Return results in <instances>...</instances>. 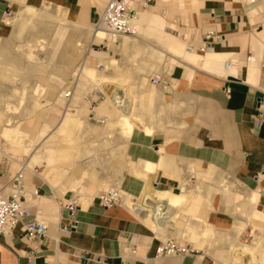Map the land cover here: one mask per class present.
<instances>
[{
	"label": "crops",
	"instance_id": "1",
	"mask_svg": "<svg viewBox=\"0 0 264 264\" xmlns=\"http://www.w3.org/2000/svg\"><path fill=\"white\" fill-rule=\"evenodd\" d=\"M103 1L0 0V34L6 32L3 21L8 12H19L24 7H41L44 3H53L68 9L74 21L92 26L90 20L97 19L105 6ZM144 1L155 5L171 1L179 7L186 3V0ZM195 1L196 5L190 7L192 25L186 28V33H189L198 45L208 43L206 50L197 51L198 53L216 54L219 59L209 65L210 67H206L204 58L196 62L177 59L172 67L170 85L164 88L168 90L164 93L159 90L155 92L160 97L155 103L157 121H153L154 124L162 122L163 127L155 128L151 134L136 129L127 142L117 135L119 143H127L126 157L130 161L144 159L159 163L160 158L165 155L163 157L167 158L168 162L167 169L158 167L148 174H144L140 168L137 169L139 175L125 169L121 172L120 185L132 200V196L136 199L145 197L148 185L158 191L181 194L186 187L183 185L182 188L184 178L194 179L192 174H199L209 179L208 195L214 193L210 208H204L203 202L201 203L203 195L192 194L189 187H186L190 194L187 205L190 212L195 213L193 218L201 221L204 219L208 223L211 234H208V238H211L209 241L219 235L225 236L223 230L230 232L228 234L232 235L231 247L226 248L231 251L234 245L245 244L236 240L239 230L248 225L244 213L251 216L249 220L253 217L252 210L264 213V122L259 123L257 117V101L264 91V71L261 68V62L264 60V10L254 12L257 5H263V2L258 0L256 5H251L257 0H251V3L246 0ZM140 12L158 14L164 21L165 32L162 34L178 38L166 29L168 22L156 6L140 9ZM147 24L146 21L139 25L141 31L143 30L142 35L144 34L140 39L148 45L151 43L160 47L161 33H152L153 28L149 24L147 27ZM75 42L76 38L69 43L72 49L67 51L70 53H65L58 60L61 64L67 61L68 54L72 56V65L80 62L83 50L78 49ZM94 43L99 45L104 43V40L92 36L90 45ZM113 43L109 40L105 55L101 56L98 50H94L93 57L113 58ZM227 60L231 62L230 68L225 66ZM68 74H71L70 69L61 73L62 81L58 82H52L49 76H41L43 83L49 86L46 93L48 97L45 95L43 98L49 104L36 130L27 126L25 121L30 120L29 125L34 123V117L42 107L34 115L13 123H10V115L6 110L0 108V122L4 117L9 120V124L0 127V191L6 194L11 192L12 177L21 168L17 169V166L22 164L20 158L5 151L4 146H9L17 153L28 152L29 158L25 160L29 171L25 174L26 193L31 196L28 203L34 215L49 225L46 235L33 240L26 237L20 227L15 228L8 236L0 234V264H123L121 248L127 241L135 243L137 255L125 260L124 264H220L207 252H199L200 254L193 256L158 257L156 250L161 235L167 238L166 232L157 230L152 220L147 215H140L129 202L126 203L128 206H101L96 198L108 176L104 171L99 174L98 168H114L115 172L109 173V176H116L119 174V166L102 161L97 153L96 163L88 162V158H81L66 168L65 156L60 159L55 156L53 163L49 162L50 157L45 147L61 128L67 113L68 102L65 111L61 113L56 105L64 101L60 93L65 89L62 86L63 77ZM116 74L117 71L114 70L113 76ZM138 76L142 77L144 74L140 73ZM56 94H59V98L54 100ZM160 107L165 109L159 115ZM129 111L128 113H131L133 109ZM146 122L151 123L149 118ZM44 129L47 130L46 135L41 137ZM16 130L23 135L22 143L14 133L7 137L9 132ZM52 148H60L57 141L53 142ZM116 153L117 150H114V154ZM38 163L51 167L48 168L52 173L49 178L43 176L45 169L37 167ZM75 168L79 169V172H75ZM220 175L237 179L234 181L240 185L238 183L234 190L219 192ZM64 186L72 189L69 191L73 193L65 191ZM252 191L260 194L257 201L253 202L255 205L249 200ZM79 194L82 195V202L79 201L78 208L71 215L64 205ZM243 201L245 206H241ZM239 205L244 208L243 214L238 213L241 209ZM252 207L254 208L251 210ZM235 211L237 213H234ZM68 219L76 221V227L70 233L62 231L64 222ZM146 220L151 221L152 226ZM202 230L207 231L204 227L201 230L200 227L196 229L198 238H202ZM192 244L196 248L195 243ZM202 244L203 241L200 242V245ZM29 256L33 257L32 262L28 260Z\"/></svg>",
	"mask_w": 264,
	"mask_h": 264
},
{
	"label": "bare ground",
	"instance_id": "2",
	"mask_svg": "<svg viewBox=\"0 0 264 264\" xmlns=\"http://www.w3.org/2000/svg\"><path fill=\"white\" fill-rule=\"evenodd\" d=\"M33 9L35 10V12L30 13L28 11L29 9L27 10V8L24 7L20 11V15L17 19L15 20H7V19L5 20L4 19V27L7 30V26L10 25L12 29L11 34L9 37H6L0 34V106H2L3 109H5L6 112L10 115V119H9L10 123H13L16 120H22L24 118L30 117L34 115L42 107V98H44V96L46 95L49 86L42 83L40 80L35 79L34 75L46 74V75L51 76L52 74H55L54 73L55 71L64 73L68 69H70L71 75L77 81L76 83L81 84V86L84 87L83 89H85L86 85L87 86L93 85V86H96L97 90L101 91L103 94L106 95L105 101H103L96 108L97 115L99 116L100 119H103V120L108 119L113 125H116V128H115L117 130L116 135L124 138L126 142L129 140L133 132L138 128L143 129L147 134H151L153 133L155 128L163 127L162 122H159L158 124H154V121H153L157 115L156 109H155V103L157 100H159L160 96L158 94H155L154 91H152L148 95H145V93L142 91L138 95V100H135L132 97L129 98L130 100H128L129 93L133 87L130 88L131 86L129 87L128 85L127 86L129 88L124 87L125 85L123 86L121 83L114 82L116 79H119V80H122V83H123V80H125L127 77L132 75L131 71L133 69L128 68V70L131 69V71H128V72H131L130 73L131 75L127 73V70H122L121 68L122 66L119 62L120 61L119 59L111 58L110 61L108 62L106 61L108 65L106 66V68L100 71L97 68L98 64L97 66H93L88 63V58L89 57L91 58V56H86L83 59V61L80 63L79 67H76V64L74 63H73L74 65H72V56L69 54L67 57V61L65 63L61 64L58 61L61 56L62 57L64 56L65 53L66 54L70 53V51L68 52L67 49H72L69 46V43L74 38H76V42H75L76 46L78 47V49H81V51L86 50L90 46L92 36H95L96 38H100L104 40V43H105L106 42L105 40L107 39L105 36L107 34L104 31L93 28L90 34L91 36L89 35L90 37L89 41L85 42V35L88 34V31L91 30L92 26L84 25L82 23H78L74 21L73 15L70 10L65 9L56 4L48 6L47 8H45L44 10L40 12L37 11L39 10V8L37 7H34ZM144 12L139 13V10H138L137 16L135 18L137 21V26L140 25V23L143 24V22L147 21L149 26L153 28L152 33L154 34L161 33L160 43H159L161 44L159 45L160 47L153 46L151 45V43L150 45H148L147 43H145L144 41L138 38L139 34L137 36L135 35L134 37L131 35H127L131 37L126 38V39L124 38L125 40H123V43L121 42L122 48L125 49V51L123 52H126V50L131 51L132 49H141V48L143 49L145 47V49L152 55V57H154L155 59H158V61L162 59L164 60V56H166L167 54H171V55L177 54L180 56V58L182 57V59L183 57H185L187 59H190V61H194V62L199 61L200 59L204 58L206 60V67L211 64L213 65V63H215L216 60L219 59V56L216 54L207 53L206 55H203L194 50L191 51L188 49V46L186 45L185 41H182L169 34H165V33L162 34V32H165L163 29L164 21L163 19H161L162 17L160 18L158 14L149 15L148 13H144ZM148 24H147V27H148ZM160 29L162 30L161 32H160ZM152 33L150 32L149 34L152 35ZM152 37L150 38L152 39ZM147 51L145 52L147 53ZM129 57L128 59H130ZM92 58L100 61V59L96 57H92ZM142 58L144 59V57ZM151 61L149 62L148 60L147 62L151 63ZM219 63L221 64V62ZM252 63L254 64V61ZM144 65L142 64L140 68L139 67L137 68H139V70L145 71L148 68L144 67ZM230 65H231V62H230ZM110 68L117 71V74L115 76H109L106 74V71ZM21 69L23 71V75L25 76L28 75V77H30L29 79L27 78V76L25 78L22 76L21 78L19 77L18 79H14L13 77H11L12 75L18 77ZM133 73H136V70ZM144 76H145V73H144ZM137 81L139 82V79ZM137 81L135 82L138 83ZM144 82L145 81H143V84ZM20 84L23 86L19 87L21 86ZM130 84L132 86L135 85V84L133 85L131 82ZM141 85L139 86L138 84L139 87H143V85L142 86ZM66 91H65V94H66ZM131 101L132 103L136 101L135 106L131 113H127L125 109L127 106L131 105ZM76 107L79 108V106H76ZM164 109H165L164 107H160L161 111L159 110L158 114L160 115V113ZM21 110L23 114L22 116L19 117L16 114L20 113ZM80 111L81 109L77 110L76 112L67 111L61 128L52 137V140L47 143V146L45 147V149H46V153H48L50 157V160H49L50 163H53V158L55 156H58L59 159L65 156L66 168L71 167V165L75 161L81 158H88V162L96 163L95 156H96L97 148H95L93 144L89 146V144L86 143L85 147H81L76 153H74L72 152V149L70 150L66 142L67 141L66 139L68 136H71L74 134L76 135V133L77 134L79 133L83 136H88V141L95 134L98 133V130L89 127L88 123L85 124L84 122L83 124V117L81 116L82 114ZM147 117H149V119L153 118V120H151V123H147L145 121V118ZM46 132L47 130L44 129V131H42L41 137H44L46 135ZM10 133H14L17 139H19V142L21 143L23 142L22 140L23 135L18 130H16L15 132H9V134L7 135L8 138L11 135ZM76 137L77 135L75 136V138ZM70 138L71 137H69V139ZM82 139H85V138L82 137L81 140ZM70 140H72V138ZM54 141H57V144L61 149L52 148ZM120 144H124V143L121 142ZM125 144L127 146V143ZM69 145H72L71 142ZM120 147L122 146L120 145ZM117 152L118 153L116 154L113 153V154H114V160H115L114 165L119 166V175L124 169H127V168L129 169V172L132 171L136 175L140 174L137 170L138 168H140L141 171L144 172V174L153 173L158 167H166L167 169V166H166L168 163L167 158L165 159V157H163L165 155H163L160 158L159 163H154L152 161H148L144 159H140L139 161L134 162V161H130L126 157L127 153L125 152V150H120V151L117 150ZM187 166H189V164ZM220 176L221 177H220L219 192L229 191L231 189L234 190L236 186L240 185L239 182H235L237 181V179L236 180L234 179L235 180L234 181L233 179H231L232 177L230 178L228 175L227 176L220 175ZM112 186H115V185H112ZM186 187H184L183 193L181 192V194H173L167 191H158L151 185H148L145 197H141V200H140L141 202L139 201L140 203H135L137 205L136 207L133 206L134 203L131 200L130 195H128V197L126 198V203L129 202L130 205L133 207V209L136 210L140 215L142 216L147 215L152 220L157 230H159L161 233H164V232L167 233L166 230L167 228H169V225L171 226V224L173 225L174 223H177L180 217L183 216L182 212L180 211L181 204L186 203V202L188 204L190 194L188 192L189 189L187 190ZM240 187H243V186H240ZM236 191L238 192V190ZM252 192H253L252 193L253 197L250 196L251 199L249 200H251L252 204H254L253 202L257 201L258 196L260 194H258L257 192L255 193L254 191ZM246 195H247V192H246ZM239 198L241 199L242 196H239ZM245 199H248V198H245ZM244 202L245 201L242 202L241 206L246 205V204L243 205ZM176 204H180V205H176ZM249 204L251 205V203ZM126 206L128 205L126 204ZM235 206L236 205H234V207ZM153 207L162 208V211L159 214H156L153 211ZM254 207H252L251 210ZM237 208L238 207L234 209L237 210ZM142 211H147V212H142ZM252 212H253L252 220L264 226V213L256 211V209L254 211L252 210ZM234 213H237V212L235 211ZM248 216L249 218H251L250 215ZM185 222H186L184 224L185 226L183 227L187 232L190 233V234L188 233L190 237L198 238L196 229L200 227V230H201V228H203V225L200 224V222H203V221L199 220L198 218L188 217V219L185 220ZM256 222H254V224ZM206 230H207L206 231L207 235L208 234L211 235L209 233L208 227L206 228ZM258 231L263 232L264 230L263 231L258 230ZM209 239L211 238H207L206 240L209 241ZM207 241H206V245L208 244ZM260 247H264V237L263 239L262 238L259 239L258 242L254 243L253 245L252 244L251 245L242 244V245H236V246L234 245V248L231 250L232 258L230 260V264H264L263 263L264 261H262L263 259H261L258 262H254V260L252 259L253 256L251 255ZM239 253H241L242 256H238ZM244 253H247L248 255L246 256L247 258H244L243 256ZM262 254H263V249H262Z\"/></svg>",
	"mask_w": 264,
	"mask_h": 264
},
{
	"label": "rangeland",
	"instance_id": "3",
	"mask_svg": "<svg viewBox=\"0 0 264 264\" xmlns=\"http://www.w3.org/2000/svg\"><path fill=\"white\" fill-rule=\"evenodd\" d=\"M107 1L108 0H104L103 1V5H105L107 3ZM246 1L248 3H251V0H246ZM133 2H134L133 6L137 10V12L140 9H147L149 6H156L158 8V11L164 16V18L168 22L166 29L169 32L173 33L175 36H177L180 40L181 39L184 40L183 37H184V35L186 33V28L188 26L192 25V20H191L192 14L190 13V9H191L190 7L196 5V1L195 0H186V3L183 6H181V7H179L177 4L172 3L171 1H168L165 4L164 3H159L157 5H155V3H146L144 0H141V1L134 0ZM262 2H263V5H261V6L257 5L256 9H254L255 13L257 11L264 10V0H262ZM257 3H258V0L255 2V4H251V5H256ZM51 5H53V3H45L44 5L41 6V8L37 7V8H39V10H37V11L40 12V11L44 10L45 8H47L48 6H51ZM164 7H165V9H163ZM27 10L30 13L35 12V10L33 8H27ZM251 14H254V13H251ZM19 15H20V11L18 12V11L15 10L13 12V16L12 17H9V16L5 17V20L6 19L7 20H15V19H17L19 17ZM89 20H90V18H89ZM96 20H90V22L92 24V28H91V30L88 31V34L85 35V42L89 41V39H90L89 35L91 34L92 29L95 28L94 23L96 22ZM3 23H4V21H3ZM134 25L137 28L136 36L139 34L138 38L140 39L141 36H143V35H142V31L140 29V26L139 25L137 26L136 19L134 21ZM11 30H12L11 26L8 25L7 26V30H6L5 34H3V36L9 37L10 34H11ZM105 37L107 39H109L110 41L114 42V43L118 42L117 40L109 38L108 35H106ZM130 37L131 36H126V37L124 36L123 39L120 40V42H118L116 45H114V43H113V45L111 46V48H112V50L114 52L113 53V55H114L113 58H117V59L120 60L119 62L121 64V66H122L121 67L122 70H127V73L129 75H131L130 73L132 72V75L127 77L128 79L126 78L125 80H123V83H122V80H119V79H116L114 82L121 83L123 86L125 85L124 87H128V86L129 87L131 86L130 88L133 87L131 89L130 93H129L128 100H130L129 98H131V97L134 98L135 100H138V95L142 91L145 93V95H148L151 91H154V93H155L156 90L163 91V93H164V91L168 90V89H164L161 86L152 85L151 81H150V78L152 76L164 74L166 76V78L170 80L171 73H172V70H173L172 67L176 63L177 59L180 58V56L177 55V54H172V55L171 54H167L166 56H164V60L162 59V60L158 61V59H155L154 57H152V55L145 49V47L143 49L142 48L141 49H132L131 51L126 50V52H123V51H125V49L122 48L123 40H125L126 38H130ZM184 41H186V40H184ZM97 46L98 45L96 43H94L93 45L91 44L86 50H84L82 52L83 54H82V56L80 58V62L76 64V67H79L80 63L83 61L85 56H91V58L90 57L88 58V63L89 64H91L93 66H97V64H98L97 68H98L99 71L103 70L104 68H106V66L108 65V63H106V61L107 62L110 61L111 58L100 59V61L99 60H95V59L92 58L93 56H95L94 47H97ZM107 51L108 50H105L104 52H100V55L101 56L105 55ZM140 51H141V53H140ZM145 51H147V53ZM131 53H132V55H131ZM133 53L134 54L136 53L135 56H134ZM129 55H130V57H129ZM150 56L152 57V59H151ZM128 57L130 59H128ZM142 57H144L145 60ZM181 59H182V57H181ZM183 59L187 60V58H185V57H183ZM148 60H149V62L151 60L153 62L151 61V63H149V62H147ZM153 63H154V65H153ZM136 64H137V66H136ZM142 64L143 65L145 64L146 66L144 65V67H147L148 69L145 70V71L144 70H139V68L142 66ZM177 64H179V63H177ZM137 67H139V68H137ZM128 68H131L133 70L132 71H131V69L128 70ZM135 70H136V73H133V72H135ZM128 71H131V72H128ZM54 73L55 74H52L51 76L50 75H46V74H36V75H34V77H35V79L40 80L42 83H43L42 78H41L42 75L49 76V78H50V80L52 82L62 81L61 73L58 72V71H55ZM140 73H143V74L145 73V76L139 77L138 74H140ZM106 74L109 75V76H113L114 75V69H112V68L108 69L106 71ZM19 75H18V77L12 75L11 77H13L14 79H18L19 77L21 78L22 76L24 78L26 76H27L28 79L30 78V77H28V75H26V76L23 75L22 69H21ZM138 79H139V82L137 81ZM46 80H47V78H46ZM134 80L137 81L138 83H136ZM143 81H145L144 84H143ZM76 82L77 81L75 80V78L71 74L70 75L68 74V75L63 77L62 86H64L66 90L72 89L73 93H72L71 97L67 98V97L64 96L65 95V91H66L64 89L62 91L63 94L60 93L61 97H62V99L64 101H63L62 104L56 105V106L59 108V110H60L59 112L60 113L65 111V106L67 105L66 104L67 102L69 104L67 105L66 112L67 111L76 112L77 110L81 109L80 112L82 114L81 116L83 117V124H84V122H85V124L88 123L89 127L98 130V133L95 134L91 138L92 140L90 139L89 141H88V136H83V135H81L79 133H78L79 135L76 133L78 138L77 137L75 138V136H76L75 134H74L75 136L74 135L68 136L67 139H66L67 140L66 141L67 145L70 148V150L72 149V152L76 153L81 147H85L86 143H88L89 146L91 144H93L95 148L99 149V150L96 149V151H97L96 153L100 156L102 161H108L110 164H114V162H115L114 154H113L114 150H118V151L125 150V152H126L127 146H126L125 143L124 144H120L118 142V140H117L118 136L116 135L117 130L115 129L116 125H113L108 119L103 120V123H101L99 121L100 118L97 115L96 108L103 101H105V99H106L105 96L106 95L103 94L101 91L97 90L96 86H93V85L87 86L86 85L85 86L86 90H85V89H83L84 87H82L81 84H78ZM130 82L133 85L135 83L136 84L134 86H132L130 84ZM141 83H142L143 87H139L141 85ZM138 84H139V86H138ZM22 86L23 85H21L19 87H22ZM80 92H82V93H80ZM46 96L48 97V94ZM49 97H50V95H49ZM57 98H59V94H56L54 96V100H57ZM68 99H69V101H68ZM42 100H43V103H42L43 106H42L41 110L35 115L34 123L29 125L28 121H30V120L25 121V124L27 126H30V128L35 129V130L39 126L38 122L40 120H42V116H44L45 111H46V107L49 104V103H47L46 99L42 98ZM135 102L132 103V101H131V105L126 107V112L127 113H128V110H130L129 112L132 111L133 107L135 106ZM76 106H79V108H77ZM0 108H3V107L0 106ZM22 114H23V112L21 110V112L17 113L16 115L20 117V116H22ZM148 118L149 117L145 118V121ZM151 120H153V118L150 119V121ZM6 124H9V120H8L7 117H4L2 119V121L0 122V127L3 128ZM138 129H141V128H138ZM141 130H143V129H141ZM69 137H71L72 140H70L71 138L69 139ZM82 137L85 138V139L81 140ZM70 142H71L72 145H69ZM118 144H119V146H118ZM120 145L122 147H120ZM4 147H5V151L12 152L14 155H17L22 162H25V160L27 158H29V153L28 152H25V153L21 154V153H17L16 151L12 150L9 146H4ZM102 147H104V148H102ZM45 165H46L45 163H40V164L38 163L37 167H41V169L42 168L45 169L44 173H43V176L46 175V177L49 178L52 175V173H51V171L48 168H51V167H49L48 165H46L47 166L46 167ZM20 167H21V164H19L17 166V169H19ZM80 167L85 168V166H83V165H80ZM74 171L75 172L76 171L79 172V169L75 168ZM103 171L108 176L107 177L108 180H107V182L105 183V185H104V187L102 189H106V188L110 187L112 184H116L118 186L121 184V182H122L121 174L120 175L117 174L116 176H109L110 175L109 173H114L115 172L114 168H110V167H108L107 169L98 168L97 172H99V174H100V172H103ZM28 172L29 171H27L26 173H28ZM130 174H132V173H130ZM192 175L194 176V179H186V178H184V180L182 182V186L186 185L187 187H189V189H190V191L192 193H201L203 195L202 201H201V203L203 202V207L207 208V209L210 208V202L213 199L214 193H213V195L212 194L208 195L207 191H208L209 179H205L202 175H199V174L198 175L197 174H192ZM193 180H195V181L193 182ZM25 183H26V178H25ZM75 187H77V186H75ZM63 188H64L65 191L72 190L70 188L69 189L66 188L65 186ZM26 189H27V187H26ZM70 193H73V191H71ZM26 195H27L28 199L31 198L29 193H26ZM222 196L224 198L226 197L224 194ZM78 197L80 198V200L82 199V195L81 194H79ZM127 197H128V194H127ZM140 200H141V196L136 199L137 202H139ZM81 202H82V200H81ZM176 205H180V204H176ZM229 207H230V205H229ZM180 211L182 212L183 216L181 215L182 217H180V219H179V221L177 223H174L173 225L171 224V226L169 225V229H168L169 231L167 232V238L166 237L164 238V235H161V237L163 238V239L161 238V240L165 241L168 238H175L182 244H190V245H193L190 241H192V242L194 241L195 245L197 246V247L195 246L196 249H198L201 254L204 253V252H207L212 257H214L215 261H218V263H220V264H230V260L232 258V256H231L232 251H230L229 249L227 250V248H226L227 246H228V248H229V246L231 247L230 240H231L232 235L228 234L230 232L228 230H223L224 231L223 233L225 234V236L224 235L223 236L219 235L217 237H214V239L212 241H207L206 240L208 238V235H207L206 232H204L202 238L201 237L200 238H191L190 236H188L187 231L183 230L184 229L183 226H185L184 225L186 223L185 220H187L188 217L195 216V213H193V212L191 213L190 212V210H189V208L187 206V202L181 204ZM238 213H242L243 214L244 213V208L241 207V210H240V212L238 211ZM244 216L248 219V225H247V227L241 228L239 230L238 236L236 237V240L239 243H245V244H249V245L252 244L253 245L254 243H257L259 239H261V238L263 239V237H264V231H263L264 230V226L258 224L256 221H253V220L249 221V217H248V215L246 213H244ZM202 220L204 221V219H202ZM146 221H147V223L149 225L152 226V224L150 223L151 221H148V220H146ZM252 221H253V223H252ZM254 222H256V223L254 224ZM200 224L203 225L204 228L208 227V223H206L205 221H204V224H203V222H200ZM256 226H257V228H256ZM258 228H260V229H258ZM250 229L254 232L256 237H255V239L252 242L251 241L244 242L242 240L241 235L244 232L246 233ZM258 230H262L263 232H260ZM201 241H203L202 245H200ZM206 241L208 243L207 245H206ZM233 248L234 247H232V249ZM262 249H263V254H262ZM260 251H261V253H260ZM251 255L253 256L252 259L254 260V262H258L261 259H263L262 261H264V247L258 248ZM238 256H242L241 253H239ZM243 256H244V258H247L246 256H248V255H247V253H244ZM248 261H249V259H248Z\"/></svg>",
	"mask_w": 264,
	"mask_h": 264
},
{
	"label": "built area",
	"instance_id": "4",
	"mask_svg": "<svg viewBox=\"0 0 264 264\" xmlns=\"http://www.w3.org/2000/svg\"><path fill=\"white\" fill-rule=\"evenodd\" d=\"M133 1L134 0H108L101 13L98 14L97 20L94 23L95 28L104 31L109 38L117 40L118 42H120L124 36H135L137 34V29L133 22L137 16V10L133 6ZM7 15L12 17L13 13L8 12ZM183 38L186 40L185 42L188 46V49L191 51L194 50L196 52H204L208 47V43L203 45L196 44L191 39L189 33H185ZM105 41V43L99 44L97 47H94V49L98 50L99 52L108 50L107 43L109 40L106 39ZM225 64L227 68L231 67L229 60H227ZM261 68L264 71V60L261 62ZM150 81L153 85L161 86L163 88H167L170 85L169 79H167L164 74L152 76ZM72 93V89L67 90L65 97H71ZM257 117L259 123L264 122V91L257 101ZM99 121L103 123V119H100ZM26 171L27 165L25 162H22L21 168L12 177L11 192L6 194L4 191H0V234L8 236L15 228L20 227L24 235H26V237H28L30 240H33L38 236L46 235L49 225L45 221L36 217L29 206L26 195ZM126 194V191L121 185H116L106 189H101L98 192L96 199L101 206L106 208L112 206H124L126 205ZM79 201L81 200L78 195L73 196L72 200L68 201L64 207L72 215L73 212L78 208ZM132 201L134 203L133 206L136 207V198L132 197ZM153 211L156 214H159L162 211V208L153 207ZM75 227L76 221L73 219H68L66 222H64L62 231L70 233L75 229ZM241 237L244 242H252L256 235L250 229L246 233L244 232ZM199 252L200 251L194 248L192 245L182 244L175 238H168L165 241L161 240L156 250L158 257L193 256ZM136 255L137 250L135 243L132 241H127L122 245L121 258L123 264L125 263V260L134 258ZM28 260L32 262L33 257L29 256Z\"/></svg>",
	"mask_w": 264,
	"mask_h": 264
}]
</instances>
